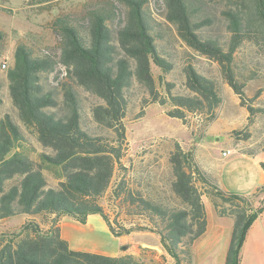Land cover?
Returning a JSON list of instances; mask_svg holds the SVG:
<instances>
[{
  "label": "trees",
  "instance_id": "16d2710c",
  "mask_svg": "<svg viewBox=\"0 0 264 264\" xmlns=\"http://www.w3.org/2000/svg\"><path fill=\"white\" fill-rule=\"evenodd\" d=\"M117 1L124 10L115 23L112 2L91 9L81 21L67 16L53 20L58 62L65 70L60 98L42 79L54 68L49 55L36 56L24 43L13 52L7 71L10 98L41 150L38 161L32 160L24 150L21 127L9 113L0 118V219L27 214L40 220H25L17 232H0V264H133L130 254L75 250L61 237L60 216L85 222L90 213L102 216L114 236L139 229L157 233L173 258L162 264H193L192 244L207 223L203 195L217 215L233 219L224 264H240L247 232L264 208H253L249 194L221 188L217 177L206 173L195 155L178 143L167 155V194H152L129 181L131 162L122 161L127 145L124 119L136 98L140 107L150 100H168L174 106L169 114L176 117H182V111L212 110L220 103L216 81L192 64L183 67L185 92H171L174 85L165 77L175 67L167 46L170 33L215 60L241 98L246 79L255 72L237 74L235 52L244 40L264 43V0H160L164 21L152 16L150 0ZM218 6L227 35L215 30ZM76 87L93 97L89 117ZM261 166L264 169V163ZM45 170L56 173L55 185H49Z\"/></svg>",
  "mask_w": 264,
  "mask_h": 264
},
{
  "label": "rangeland",
  "instance_id": "374dc122",
  "mask_svg": "<svg viewBox=\"0 0 264 264\" xmlns=\"http://www.w3.org/2000/svg\"><path fill=\"white\" fill-rule=\"evenodd\" d=\"M111 2L116 7L112 22L115 23L124 10L117 0H0V118L9 113L21 127L27 141L24 150L34 161H38L40 144L35 132L19 120L8 89L7 71L13 64V52L18 44L24 43L36 56L49 55L55 63L54 68L44 72L42 79L45 85L56 88L60 98L58 86L65 76V70L58 62L59 39L53 31V20L58 16H67L71 20L81 21L91 9ZM160 3V0H150L149 6L152 16L164 21ZM226 25L218 6L215 30L226 34ZM167 40L175 62V67L165 76L174 85L171 92H185L183 67L192 64L216 81L221 100L212 110L182 111V117L169 114L174 106L168 100H164V104L150 100L143 107L139 106L137 98L130 103L124 119L127 145L122 161L126 165L131 162L128 180L142 184V187H147L146 190L156 195L169 192L167 155L174 143L191 151L205 172L215 177L222 150L229 148L232 152L254 155L264 148V43L244 40L236 49L235 72L244 76H248L251 70L255 72L254 77L246 79L240 98L223 78L215 60L188 48L171 33ZM76 90L89 117V105L93 97L79 87ZM158 91L162 97H167L162 88L159 87ZM91 125L94 126L93 123ZM45 175L49 185L57 183L56 173L45 170ZM115 179L114 174L112 183ZM203 198L209 200L206 195ZM217 200L221 203V199ZM249 203L253 208H264V183L249 194ZM222 217L233 221L231 217ZM30 218L40 220L38 216L25 214L2 218L0 232H17L21 224ZM240 264H264V210L255 220L250 236L242 246Z\"/></svg>",
  "mask_w": 264,
  "mask_h": 264
},
{
  "label": "crops",
  "instance_id": "0c3cea01",
  "mask_svg": "<svg viewBox=\"0 0 264 264\" xmlns=\"http://www.w3.org/2000/svg\"><path fill=\"white\" fill-rule=\"evenodd\" d=\"M225 150H230V153L223 156L222 151ZM222 151L218 157L216 172L221 188L240 194H250L264 183V169L261 166L264 163V149L254 155L232 152L233 150L229 148ZM202 201L207 223L205 231L192 244L193 264H224L233 221L218 216L207 198L204 199L202 196ZM260 215L261 213L258 217ZM57 225L61 237L75 250L109 256L130 254L133 264H162L173 261L154 231L131 230L129 233L114 236L106 221L98 213L88 214L85 222H80L70 215H62ZM252 225L244 243L250 236ZM43 226L47 228L46 225Z\"/></svg>",
  "mask_w": 264,
  "mask_h": 264
},
{
  "label": "built area",
  "instance_id": "2783aa9c",
  "mask_svg": "<svg viewBox=\"0 0 264 264\" xmlns=\"http://www.w3.org/2000/svg\"><path fill=\"white\" fill-rule=\"evenodd\" d=\"M3 66H5V63H3ZM229 153H230V150L222 151L223 156L228 155Z\"/></svg>",
  "mask_w": 264,
  "mask_h": 264
}]
</instances>
